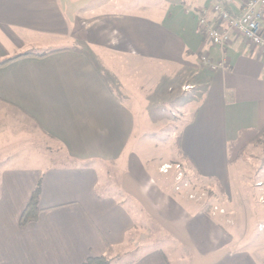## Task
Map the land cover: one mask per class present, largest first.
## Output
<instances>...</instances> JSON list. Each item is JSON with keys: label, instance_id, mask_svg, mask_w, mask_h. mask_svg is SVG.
I'll return each instance as SVG.
<instances>
[{"label": "crops", "instance_id": "obj_1", "mask_svg": "<svg viewBox=\"0 0 264 264\" xmlns=\"http://www.w3.org/2000/svg\"><path fill=\"white\" fill-rule=\"evenodd\" d=\"M214 4L242 10V0H0V62L28 55L0 67V264H264L222 219L157 185L167 161L134 150L135 113L150 104L136 92L164 99L180 75L196 98L180 161L197 176L224 184L229 144L264 130V54L240 39L212 46L197 14ZM202 56L227 67L211 71ZM137 77L146 84L129 87ZM37 184V218L21 227ZM145 220L164 234L128 260Z\"/></svg>", "mask_w": 264, "mask_h": 264}, {"label": "rangeland", "instance_id": "obj_2", "mask_svg": "<svg viewBox=\"0 0 264 264\" xmlns=\"http://www.w3.org/2000/svg\"><path fill=\"white\" fill-rule=\"evenodd\" d=\"M122 2L124 0H99V3L111 8ZM128 79L129 87L138 83L142 86L146 84L139 77L133 81L131 78ZM173 80L167 83L164 99L158 98L156 92L153 99L150 97L152 94L136 92L135 98L147 99L145 102L150 104L149 114L144 118L135 113L137 146L134 150L147 164L152 162L149 160L151 158L157 164L161 163L160 159L167 161L158 164L155 180L157 185L167 192L173 190L175 196L178 195L199 206L201 212L212 219H222L223 224L235 231L234 234L239 238H245L244 243H240L241 246L248 245V249L258 250L264 260V229L261 227L264 225V134L258 136L256 143L245 147L242 157L231 165L233 167L229 170V178L224 184L221 185L218 180L197 176L186 162L180 161L176 144L184 124L191 118L192 103L196 101L195 93L183 91V85L191 84L186 76H176V80ZM150 122L154 125L151 126ZM165 164L180 165V171L183 172L182 180L178 183L175 181L177 171L174 170L166 175L160 173V167ZM114 177L112 168L105 172L104 183L111 191L114 189ZM182 183L186 184V187L177 191L176 188ZM143 225L144 229L134 234L135 240L128 243L124 250L128 260H132L145 249L157 246V241H160V236L164 234L155 222L145 220Z\"/></svg>", "mask_w": 264, "mask_h": 264}, {"label": "built area", "instance_id": "obj_3", "mask_svg": "<svg viewBox=\"0 0 264 264\" xmlns=\"http://www.w3.org/2000/svg\"><path fill=\"white\" fill-rule=\"evenodd\" d=\"M197 25L212 46L223 49L233 40L240 39L250 48L264 54V0H242V10L236 15H231L221 4H214L209 11L197 14ZM200 62L211 71L227 67L226 61L214 62L207 56H202ZM191 89V86L183 87V91ZM180 168V165L165 164L159 172L166 175L173 170L177 171L175 181L178 183L183 177ZM185 187L186 184L182 183L176 190ZM261 227L264 229V225Z\"/></svg>", "mask_w": 264, "mask_h": 264}, {"label": "trees", "instance_id": "obj_4", "mask_svg": "<svg viewBox=\"0 0 264 264\" xmlns=\"http://www.w3.org/2000/svg\"><path fill=\"white\" fill-rule=\"evenodd\" d=\"M53 53V52H50ZM50 53H40L35 55L37 58H43ZM28 55H18L15 57L8 58L0 62V67H3L15 60H18L23 57H27ZM264 134V130L260 132H241L238 138L231 142L228 146V164L232 165L238 159H240L244 153L245 147L251 145L252 143H256V139L258 136H262ZM259 143V142H258ZM178 145V140H177ZM179 149V147H178ZM40 192V185L37 184L35 190L32 192L31 197L24 211L22 212L19 219V226H26L30 222L34 221L38 215L37 209V199ZM83 264H110L109 260L105 257H97V258H88Z\"/></svg>", "mask_w": 264, "mask_h": 264}]
</instances>
